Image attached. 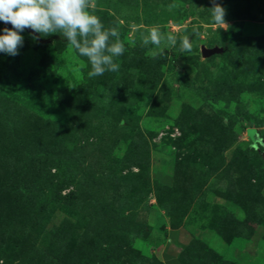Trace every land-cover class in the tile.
<instances>
[{
  "label": "rangeland",
  "instance_id": "rangeland-1",
  "mask_svg": "<svg viewBox=\"0 0 264 264\" xmlns=\"http://www.w3.org/2000/svg\"><path fill=\"white\" fill-rule=\"evenodd\" d=\"M213 2L90 0L102 76L59 33L0 53V264H264V0Z\"/></svg>",
  "mask_w": 264,
  "mask_h": 264
},
{
  "label": "clouds",
  "instance_id": "clouds-1",
  "mask_svg": "<svg viewBox=\"0 0 264 264\" xmlns=\"http://www.w3.org/2000/svg\"><path fill=\"white\" fill-rule=\"evenodd\" d=\"M90 0H0V53L9 56L18 54L22 46V32L29 28L39 36L33 39L59 33L66 38L67 44L80 57L87 59L90 65L88 75L102 76L105 72H115L118 64L115 58L124 52L116 26H105L92 10ZM212 23H224L225 9L213 2L209 8ZM11 27H7V25ZM141 35L142 46L152 45L163 53L168 47H177L181 52L191 49L187 37L177 38L173 34L163 33L159 27L150 26Z\"/></svg>",
  "mask_w": 264,
  "mask_h": 264
},
{
  "label": "water",
  "instance_id": "water-1",
  "mask_svg": "<svg viewBox=\"0 0 264 264\" xmlns=\"http://www.w3.org/2000/svg\"><path fill=\"white\" fill-rule=\"evenodd\" d=\"M7 27H11V25L9 24V25H7ZM24 30L27 31V32H29V33H31V34H33V35H35V36H39L38 33H33L32 30L29 29V28H25ZM39 39H40V38H39ZM201 51H202V54H203V55L207 56V55H212V54H214L215 52H218L219 50L216 49V48H214V49L202 48Z\"/></svg>",
  "mask_w": 264,
  "mask_h": 264
},
{
  "label": "trees",
  "instance_id": "trees-1",
  "mask_svg": "<svg viewBox=\"0 0 264 264\" xmlns=\"http://www.w3.org/2000/svg\"><path fill=\"white\" fill-rule=\"evenodd\" d=\"M250 134H251V136H252V138L254 140V142H253L254 146L256 145L257 142H260L261 144L264 145V142H263L262 138L259 136V134L255 130H251Z\"/></svg>",
  "mask_w": 264,
  "mask_h": 264
}]
</instances>
